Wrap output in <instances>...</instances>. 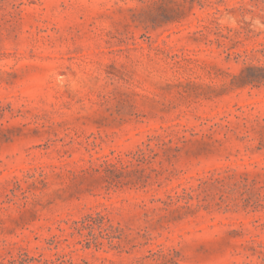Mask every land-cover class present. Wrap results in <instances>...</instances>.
I'll return each instance as SVG.
<instances>
[{
  "label": "rangeland",
  "instance_id": "1",
  "mask_svg": "<svg viewBox=\"0 0 264 264\" xmlns=\"http://www.w3.org/2000/svg\"><path fill=\"white\" fill-rule=\"evenodd\" d=\"M0 264H264V0H0Z\"/></svg>",
  "mask_w": 264,
  "mask_h": 264
}]
</instances>
